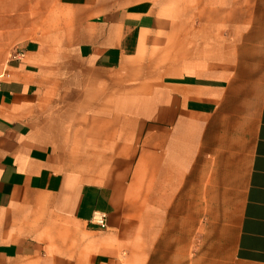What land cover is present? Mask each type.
I'll return each instance as SVG.
<instances>
[{"label": "crops", "instance_id": "obj_1", "mask_svg": "<svg viewBox=\"0 0 264 264\" xmlns=\"http://www.w3.org/2000/svg\"><path fill=\"white\" fill-rule=\"evenodd\" d=\"M0 264H264V0H0Z\"/></svg>", "mask_w": 264, "mask_h": 264}, {"label": "built area", "instance_id": "obj_2", "mask_svg": "<svg viewBox=\"0 0 264 264\" xmlns=\"http://www.w3.org/2000/svg\"><path fill=\"white\" fill-rule=\"evenodd\" d=\"M105 213L96 211L92 214L90 221L103 228L105 226Z\"/></svg>", "mask_w": 264, "mask_h": 264}]
</instances>
